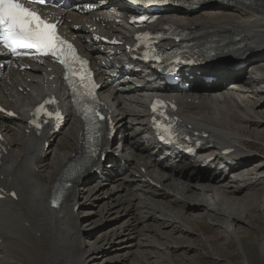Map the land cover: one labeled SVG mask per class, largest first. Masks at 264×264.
Masks as SVG:
<instances>
[{
    "label": "bare ground",
    "instance_id": "obj_1",
    "mask_svg": "<svg viewBox=\"0 0 264 264\" xmlns=\"http://www.w3.org/2000/svg\"><path fill=\"white\" fill-rule=\"evenodd\" d=\"M100 1L116 7L113 0H65L67 8L50 7L46 15L57 20L61 32L91 60L103 111L117 130V136L100 148L112 152L117 146L118 157L105 166L92 161L79 171L59 208L52 209V190L82 153L81 123L57 68L45 62H27L28 70L23 71L0 68V103L16 114L15 119L0 114V189L16 194L15 199L5 196L0 201V264H190L194 256L188 253L204 249L206 242L220 259L227 258L216 240L231 234L244 249L257 243V255L262 257L264 235L255 243L252 239L264 224V0H207L198 12L169 10L148 26H178L199 34L198 39L217 41L213 68L199 67L180 75L183 83L192 84L188 92L196 95L171 97L180 123L198 132V140L219 146L194 161L162 148L150 131L146 101L157 95L154 81L159 75L149 70L152 78L139 76L134 71L139 66L133 68L119 47L107 50L85 42L93 26L91 16L102 9ZM86 4L95 8L83 12ZM128 29L123 27L120 36L130 41L125 37ZM244 63L248 69L238 73L221 67L237 64L239 71ZM52 75L56 77L50 79ZM197 76L216 82L192 83ZM190 77L195 79L189 81ZM110 80L117 85L111 86ZM48 92L56 95L66 116L63 129L27 133L29 107ZM255 146H262L261 159L252 153ZM224 148L232 150L228 157L237 161L234 166L220 162ZM208 157L214 158L201 167ZM122 171L125 175L117 177ZM102 178L107 186L114 184L102 189L106 185L100 183ZM87 183H91L88 190L82 189ZM78 204L79 210L98 207L100 221L116 224L105 231L111 236L93 232L96 239L85 249L84 238L93 236H81L82 213L74 211ZM92 223L86 227L99 224ZM206 227L215 240L205 242L195 235L198 229L210 232ZM106 243L115 244L106 254L99 253ZM100 257L104 258L97 261Z\"/></svg>",
    "mask_w": 264,
    "mask_h": 264
},
{
    "label": "snow or ice",
    "instance_id": "obj_2",
    "mask_svg": "<svg viewBox=\"0 0 264 264\" xmlns=\"http://www.w3.org/2000/svg\"><path fill=\"white\" fill-rule=\"evenodd\" d=\"M30 2L45 4L47 0H30ZM0 44L13 54H19V49H29L35 50L38 54L53 56L64 65L66 81L71 78L70 72L75 74L77 71L75 68H69V55L73 61H78L80 64L85 63L79 61L72 45H66L57 34L55 25L42 19L36 11L26 7L20 0H0ZM86 78L87 73L81 75V84L85 83ZM41 110L38 108L37 114ZM87 118L85 115V120ZM57 200L58 197L54 196L53 206H57Z\"/></svg>",
    "mask_w": 264,
    "mask_h": 264
},
{
    "label": "rangeland",
    "instance_id": "obj_3",
    "mask_svg": "<svg viewBox=\"0 0 264 264\" xmlns=\"http://www.w3.org/2000/svg\"><path fill=\"white\" fill-rule=\"evenodd\" d=\"M248 69V68H247ZM261 147L262 146H255L253 147V151L256 152L258 155H262L261 153ZM260 148V149H259ZM114 149H117V146L114 147ZM252 152V151H251ZM253 153V152H252ZM254 154V153H253ZM261 159V158H260ZM125 175V172H122L120 173V175L118 177H123ZM177 179V178H176ZM180 180V179H178ZM180 181H184V180H180ZM114 183H111L109 185H112ZM116 184V183H115ZM109 185L105 188H108ZM84 186V187H83ZM82 186V189H85V190H88V186L89 184L87 185H83ZM122 193V192H120ZM86 194V193H85ZM84 194V195H85ZM82 199H80L81 201ZM81 204V202H80ZM79 204V206H80ZM96 209V210H95ZM93 210V211H92ZM98 207H93V208H84V209H81L79 210L81 214V217H79V225H80V230H81V236H85L86 233H92V236L93 238H90V237H86L84 238L83 240V243H84V248L87 249L91 244L92 242L95 241L96 239V235L97 233H94L93 232H97V231H101L98 235H109L110 234V231H111V227L112 225H116L114 223H109L111 221L109 220H106V221H100V218L98 216ZM88 211V212H87ZM85 212V213H84ZM96 212V213H95ZM86 213H89V215H84ZM91 214V215H90ZM95 214V215H94ZM113 215L111 214L110 217H112ZM108 217V218H110ZM94 218V219H93ZM107 217H105L106 219ZM96 219V220H95ZM91 220V221H90ZM92 220L96 221L99 223L98 225L94 226V227H86L90 222L92 223ZM88 223V224H87ZM94 222L92 223V225L95 224ZM87 228V229H86ZM110 229L109 232L105 233V231L107 229ZM108 229V230H109ZM205 229H207L208 231L210 230V232L208 233H205L206 230L202 229L198 231H196L195 235L202 239L203 241L205 240V242L207 241V239L209 238H212L213 240L216 239V236L215 234L211 231V229L209 227H206ZM86 230V231H85ZM256 233L255 235L253 236L254 238L252 240H254V243L255 241H259L262 236L264 235V224H260L259 227L256 228ZM204 232V233H202ZM198 234V235H197ZM201 235V236H200ZM213 235V236H212ZM111 236V234H110ZM203 236V237H202ZM215 236V237H214ZM102 241L104 240V236L102 237L101 239ZM105 240H107V238L105 237ZM249 239H246L245 241L248 242ZM116 241V240H114ZM216 244L226 253V257L227 258H222L220 259L217 255H215L212 251H211V246L210 244H208L207 242L205 243V246H204V249L202 248H198V249H195L194 252L192 253H188L189 256H194V259L193 261L190 263V264H248V260L250 259V261L252 262V264H264V255L262 257H260L257 252V243H255L253 247H250L249 249H244L240 246L238 240H236V238H234V236L231 234V237H229L228 239L226 237H222L221 239L219 240H216ZM115 243L113 244H107L105 246H103V249L101 252L99 253H103V254H106L109 249L111 250V247L114 246ZM111 246V247H110ZM210 246V247H209ZM107 249V250H106ZM204 250V251H203ZM209 253H208V252ZM194 253V254H193ZM205 253V254H204ZM121 254V252L119 253V255ZM192 254V255H191ZM214 255V256H213ZM217 256V257H216ZM108 257V256H106ZM121 257V256H119ZM104 257H100L97 261L99 260H102ZM223 260V261H222ZM127 264V263H126Z\"/></svg>",
    "mask_w": 264,
    "mask_h": 264
}]
</instances>
